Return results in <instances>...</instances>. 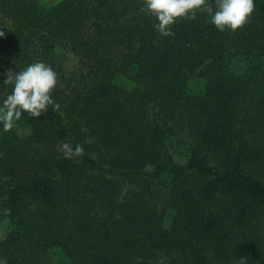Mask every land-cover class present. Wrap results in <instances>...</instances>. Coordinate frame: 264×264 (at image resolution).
Segmentation results:
<instances>
[{"label":"trees","instance_id":"trees-1","mask_svg":"<svg viewBox=\"0 0 264 264\" xmlns=\"http://www.w3.org/2000/svg\"><path fill=\"white\" fill-rule=\"evenodd\" d=\"M142 2L0 0V106L35 62L60 105L0 123V264H264V0L169 37Z\"/></svg>","mask_w":264,"mask_h":264},{"label":"clouds","instance_id":"clouds-1","mask_svg":"<svg viewBox=\"0 0 264 264\" xmlns=\"http://www.w3.org/2000/svg\"><path fill=\"white\" fill-rule=\"evenodd\" d=\"M254 10V0H143L140 8L156 21L153 27L162 37L174 36L172 27L177 21L195 20L198 14L206 15L218 31L227 29L234 33L248 22ZM4 75V84L12 85L11 93L0 106L4 131H10L24 113L37 119L49 106L59 111L60 105L52 96L58 76L50 65L35 62L19 72L9 69ZM59 150L67 159L85 154L83 145L73 147L71 141L62 142ZM246 260L241 257L238 264H246Z\"/></svg>","mask_w":264,"mask_h":264},{"label":"rangeland","instance_id":"rangeland-1","mask_svg":"<svg viewBox=\"0 0 264 264\" xmlns=\"http://www.w3.org/2000/svg\"><path fill=\"white\" fill-rule=\"evenodd\" d=\"M46 3H50V4H53V3H56L58 2L59 0H42ZM181 140L182 142L185 141V136L182 134L181 136ZM183 147V144H179V143H175L173 145L170 146V149L172 151V153L175 155L176 159H180V156H181V153H182V148ZM2 224V225H1ZM0 224V233L1 231L5 228L6 224H7V221H5V219L3 220V222Z\"/></svg>","mask_w":264,"mask_h":264}]
</instances>
